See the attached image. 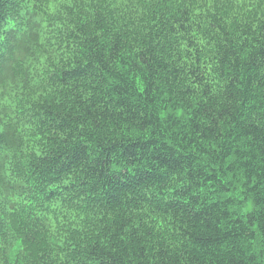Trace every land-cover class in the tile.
I'll return each instance as SVG.
<instances>
[{"label":"trees","instance_id":"trees-1","mask_svg":"<svg viewBox=\"0 0 264 264\" xmlns=\"http://www.w3.org/2000/svg\"><path fill=\"white\" fill-rule=\"evenodd\" d=\"M0 264H264V0H0Z\"/></svg>","mask_w":264,"mask_h":264}]
</instances>
